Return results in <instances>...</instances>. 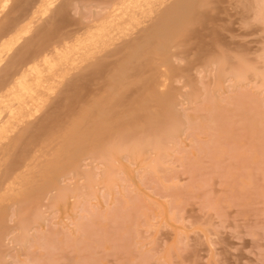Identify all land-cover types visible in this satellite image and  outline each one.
<instances>
[{
	"label": "rangeland",
	"instance_id": "1",
	"mask_svg": "<svg viewBox=\"0 0 264 264\" xmlns=\"http://www.w3.org/2000/svg\"><path fill=\"white\" fill-rule=\"evenodd\" d=\"M39 1H8L0 42L58 20L54 43L111 12L56 0L39 20ZM198 1L191 34L161 55L146 42L171 30L10 101L0 264H264V0Z\"/></svg>",
	"mask_w": 264,
	"mask_h": 264
},
{
	"label": "bare ground",
	"instance_id": "2",
	"mask_svg": "<svg viewBox=\"0 0 264 264\" xmlns=\"http://www.w3.org/2000/svg\"><path fill=\"white\" fill-rule=\"evenodd\" d=\"M8 1L10 2L0 0V12L7 6ZM54 2L56 0H40L33 15L45 14ZM200 4L198 0H111V12L107 17L79 35L59 38L54 43L50 40L57 34L55 23L58 20L51 21L38 30L34 29L35 31L31 30V20L24 26H15L9 35L3 29L6 36H1L0 71L8 79L4 77L0 81V126L10 114L11 105L28 98L31 92H36L56 69L68 72L65 66L73 64L72 66H76L74 71L78 74L84 73L82 70L96 71L102 65L101 58L113 51L117 45L123 46L129 52L138 44L141 34L154 37L171 30V34L165 38L154 41L149 39L146 42V53L161 55L168 44L191 34L192 23L200 14ZM57 9L59 16L63 12V6ZM1 28L0 25V30ZM0 34L2 35V30ZM81 53L86 54L84 59L75 61L73 57ZM14 66L15 71L7 74ZM10 101L13 103L10 104Z\"/></svg>",
	"mask_w": 264,
	"mask_h": 264
}]
</instances>
